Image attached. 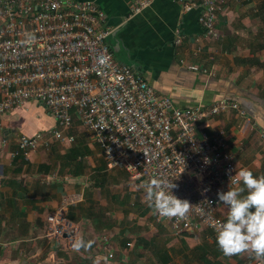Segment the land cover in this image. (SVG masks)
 Returning <instances> with one entry per match:
<instances>
[{"label":"crops","instance_id":"crops-1","mask_svg":"<svg viewBox=\"0 0 264 264\" xmlns=\"http://www.w3.org/2000/svg\"><path fill=\"white\" fill-rule=\"evenodd\" d=\"M75 1L93 2L103 11V27L112 30L106 39L112 58L178 107L237 104L239 110L228 109L202 125L208 134L224 130L237 165L257 178L264 175V0H223L215 26L217 40L205 36L197 22L199 5L193 0H153L131 19L132 0ZM189 5L193 7L186 9ZM190 65L198 70L190 71ZM0 123L9 139L7 149L0 150V264H93L97 256L105 258L101 264H134L128 252L143 250L152 253L153 264H172L176 251L180 259L189 258V253L192 264H203L202 257L225 264L218 260L226 257L213 235L209 241L203 234L207 230L175 236L179 247L167 242L161 247L156 239H148L144 225L155 218L152 197L124 171L107 168L101 150L79 121L74 120L69 131L73 143L53 141L26 159L12 156L18 138L49 130L54 120L29 102L2 115ZM240 187L242 182L235 188ZM75 194L82 195V202L66 217L74 230L60 246L43 236L46 215L60 206L63 196ZM219 215L227 220L226 205ZM102 237L110 242L111 260L105 256ZM77 238L92 241L91 248L76 251ZM188 240L195 245L189 247ZM254 258V253H242L231 260L254 264Z\"/></svg>","mask_w":264,"mask_h":264},{"label":"built area","instance_id":"built-area-1","mask_svg":"<svg viewBox=\"0 0 264 264\" xmlns=\"http://www.w3.org/2000/svg\"><path fill=\"white\" fill-rule=\"evenodd\" d=\"M193 1L199 5L197 22L205 36L217 40L215 26L224 1ZM152 2L132 0L128 19ZM104 21L103 11L90 1L0 0V117L33 102L55 123L18 138L12 156L26 159L53 141L73 143L69 131L77 120L91 134L108 169L124 171L147 195L152 179L175 184L173 194L193 206L183 219L155 213L156 224L167 225L174 236L207 230L216 238L226 222L219 215L224 204L218 193L238 186L235 179L231 183L237 161L225 131L208 134L202 124L228 109L239 110L238 105L223 101L206 108L178 107L112 58L106 43L112 30L103 27ZM29 33L35 35L33 42L22 43ZM188 69L198 70L195 65ZM8 146L0 123V150ZM80 202L81 194L63 196L60 206L46 215L44 238L61 246L64 235L74 230L67 214ZM101 242L106 258L113 259L108 238ZM254 264L261 261L254 258Z\"/></svg>","mask_w":264,"mask_h":264},{"label":"clouds","instance_id":"clouds-1","mask_svg":"<svg viewBox=\"0 0 264 264\" xmlns=\"http://www.w3.org/2000/svg\"><path fill=\"white\" fill-rule=\"evenodd\" d=\"M35 39L32 33L26 34L22 42L30 44ZM242 182L243 187L219 192L218 199L228 207L226 222L220 224L216 242L225 256L251 252L264 264V175L258 178L248 168L237 165L236 175L231 177ZM170 184L161 179H152L146 189L153 199L154 212L161 217L183 219L193 207L189 201L177 198ZM247 190V195H242ZM92 241L77 238L73 244L76 251L89 249ZM105 258L97 256L93 264H101Z\"/></svg>","mask_w":264,"mask_h":264},{"label":"rangeland","instance_id":"rangeland-1","mask_svg":"<svg viewBox=\"0 0 264 264\" xmlns=\"http://www.w3.org/2000/svg\"><path fill=\"white\" fill-rule=\"evenodd\" d=\"M151 197V196H150ZM145 226V233H148L149 237H147L148 239H156V244L157 245H161V247H163L162 245H164L166 242L167 243H174V247L177 246L179 247L180 243V239H176L177 237L175 236H171L168 233V226L167 225H161V224H156L155 223V218L151 217L150 219L147 220ZM151 233V234H150ZM208 239L209 241H211V234L210 232H204L203 233ZM202 234V236H203ZM144 236V235H143ZM205 237V238H206ZM213 238L215 239V237L213 236ZM202 239V238H201ZM188 245L189 247H193L195 244L191 241L188 240ZM180 253V252H179ZM172 259L173 262L172 264H192L193 260L192 257H190V254L187 253L186 255L189 256V258H187L186 256L182 257V259H180L179 255L176 252L172 253ZM137 255V257H136ZM64 256L66 257V255L64 254ZM63 256V258H64ZM116 256L114 255V258ZM128 257L130 258V261L132 260L134 264H153L154 263V258L152 253L147 250V251H139V252H132L129 251L128 252ZM226 259L224 260V258H219L218 260H223V263H227V264H235V260H231L232 256H229V258L227 259L228 256H225ZM243 257V256H242ZM117 258V257H116ZM247 257L246 255L243 257V260H245ZM230 259V260H229ZM211 260H216L213 258H211ZM78 261H76L77 263ZM65 264H70V263H65Z\"/></svg>","mask_w":264,"mask_h":264},{"label":"trees","instance_id":"trees-1","mask_svg":"<svg viewBox=\"0 0 264 264\" xmlns=\"http://www.w3.org/2000/svg\"><path fill=\"white\" fill-rule=\"evenodd\" d=\"M210 234L213 235V233H210ZM213 236H214V235H213ZM214 237H215V236H214ZM214 243H215V245H218L217 242H216V238H215ZM201 262H203V264H218V263L212 262V261H210L209 259H206V258H204V257H202V261H201Z\"/></svg>","mask_w":264,"mask_h":264},{"label":"water","instance_id":"water-1","mask_svg":"<svg viewBox=\"0 0 264 264\" xmlns=\"http://www.w3.org/2000/svg\"><path fill=\"white\" fill-rule=\"evenodd\" d=\"M72 235V232L70 234H65L64 237H70Z\"/></svg>","mask_w":264,"mask_h":264}]
</instances>
